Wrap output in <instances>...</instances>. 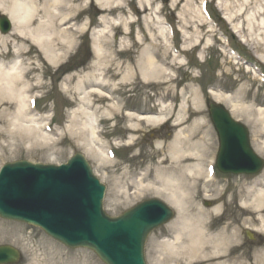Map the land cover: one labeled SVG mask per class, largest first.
<instances>
[{
    "label": "rangeland",
    "instance_id": "1",
    "mask_svg": "<svg viewBox=\"0 0 264 264\" xmlns=\"http://www.w3.org/2000/svg\"><path fill=\"white\" fill-rule=\"evenodd\" d=\"M46 1L52 12L62 5V0ZM205 1L211 20L203 17L200 11V6ZM94 2L95 0H85L76 9L85 10L76 24L69 29L70 34L75 31L71 37L74 44L55 65H50L43 53L29 40L19 38L14 33L8 36L9 46L5 52L0 45V58L3 57L1 52H4L6 63L11 64L18 59L16 68L19 74L26 76L23 78V86L28 91L26 99L28 96L38 98L37 109L43 115L39 119L40 125L52 118L54 128L58 129H63L68 113L75 103L61 88L62 83L66 82L71 87L77 77L86 73L102 74L109 82L102 91L110 93L114 102L107 99L97 100L94 95L91 97L94 102L90 105L89 112L93 113L98 122L96 130H100L105 136L96 137L103 152L97 154L90 150L86 153L85 143H81L76 137H70L62 130H58L57 135L56 130L48 133L51 142L42 147L36 145V149L28 148V143H22L15 148L11 136L4 135L0 136V165L21 159L39 163H61L75 151L82 152L97 177L106 186L102 203L105 212L116 216L146 198L156 197L165 201L150 190H143L138 196H134V191L142 173L155 167L157 161L168 153L173 137L179 130H184L188 135L185 143L187 145L201 136L205 139L204 133L209 128L213 143L212 155L202 156L199 160L204 168L207 162H215L217 135L203 103V98L213 100L210 91L229 96V101L218 102L230 111L231 104L251 109L250 115L233 112L232 116L248 128L254 150L256 140L260 143L264 141V125L256 120L262 119V114L258 112L264 109V82L252 72V67L249 68L229 55L225 43L228 38L237 52L249 60L250 64L261 67L264 73V63L259 61L264 52V0H168L166 3L162 0H150L149 6L144 3L142 7L138 5V0H112L99 13L92 11ZM5 3L7 6L33 9L41 6L43 0H5ZM41 14L35 15L36 21L45 20V17L38 18ZM228 15L235 16L232 23L226 21L225 17ZM101 21L107 22L106 28ZM165 22L173 29L172 42H169L171 47L157 32V26L165 25ZM83 24V28L78 30ZM234 25L240 26L239 32L246 41L241 42L233 31ZM98 28H104L105 31L100 37V58L95 54L97 45L93 38V32L98 31ZM45 32L52 35L53 30L45 29ZM150 33H153V38ZM149 45H155L156 50L162 54L168 48L164 59L157 58L165 66L166 72H160L156 79L143 81L138 64L143 61V50ZM173 46L176 48L175 52L172 51ZM80 50L83 54L77 55ZM66 71L69 72L66 74L68 78H64L66 76L63 73L59 74ZM194 91L197 92L199 109L204 116L198 134L189 132V112L186 113L189 117L186 122L182 121L178 126L172 125L180 104L185 101L187 106L191 105ZM8 104L10 103H0V110ZM109 105H115L116 109H111ZM161 105L169 107L174 115L167 121L166 127L162 123L138 121L135 127L128 128L130 122L136 121L128 118L126 111L137 114L142 111L157 113ZM10 118V115L3 118L0 116V130L6 125L5 119ZM127 132L130 138L122 139V135ZM108 146L116 149L118 158L115 160L105 156L104 151ZM258 154L264 159V154ZM50 157L53 158L52 161ZM263 172L264 167L258 174L253 175L222 174L217 171L213 181H208L202 173L197 180L198 185L201 189L208 185L206 188L213 193L206 197L202 190L193 195L194 203L199 207L206 210L218 207L219 210L206 220L207 223L214 224L213 233L226 225L229 231L237 233L233 234L232 241L226 244L225 249H228L231 257L244 251L247 264H257L264 255V215L254 222H244L250 216L239 215V209L245 205L236 194L242 186ZM125 188L126 196L121 192ZM174 210V218L148 236L144 249L147 264H153L157 257H174L166 249L167 246L165 247L166 242L172 241L175 236L171 226L178 214L176 208ZM245 230L255 234V238L248 239ZM0 244L12 245L20 251L21 258L16 264H53L54 261L48 257L58 254L64 259L72 258L81 263L104 264L89 249L68 248L45 235L39 228L2 218ZM239 261L240 259L236 260L234 264Z\"/></svg>",
    "mask_w": 264,
    "mask_h": 264
},
{
    "label": "bare ground",
    "instance_id": "2",
    "mask_svg": "<svg viewBox=\"0 0 264 264\" xmlns=\"http://www.w3.org/2000/svg\"><path fill=\"white\" fill-rule=\"evenodd\" d=\"M111 1L95 0V6L93 5L92 11L99 13L104 6L110 5ZM61 2L62 5H59L52 12L46 0H43V4L39 6L40 8L35 6L33 9L15 5L7 6L5 0H0V10L12 20L13 29L11 33H14L19 38L29 40L43 53L50 65H55L73 46L74 40L71 37L75 31L70 34L69 29L76 24L85 10L80 8L76 11L83 5L85 0H62ZM149 2L150 0H138V5L142 7L145 3L149 6ZM38 13H42L38 18L45 17V20L36 21L35 15ZM225 18L227 22L232 23L231 21L234 20L235 16L228 15ZM65 23L67 24L65 25ZM100 23H103L104 28H106V21H101ZM60 26L63 27L60 28ZM83 26L84 24L77 29L81 30ZM104 28H98V31L93 32L95 34V37H93L94 43L97 45L95 50L97 58H100V37L105 32ZM157 28L158 34L164 39V42H167L168 28L162 25L157 26ZM233 28L241 42L246 41L239 32L240 26L234 25ZM262 28H264V22ZM45 29L53 30L52 35L45 32ZM262 31L264 34V30ZM150 36L153 38V33H150ZM262 41H264V37ZM0 45L4 47L5 52L9 46V37L6 35L0 36ZM21 45L23 46L24 44L21 43ZM19 48L21 49V47ZM93 48L95 49V46ZM165 49L164 54L160 53V51L158 52L155 45H149L143 50L144 59L138 64L140 78L143 81L156 79L159 77L160 72H166L165 66L157 60V58H161V60L165 58L168 48ZM262 51H264V45ZM4 52H1L3 59ZM17 60L11 64H6L4 60L0 61V103H10L0 110V116L3 118L10 115L11 117L10 119H5L6 125L0 130V136H11L12 144L16 146L15 148L21 146L22 143H28V148L36 149V145L42 147L49 144L51 140L50 136L44 132V130H47L46 127L44 129L40 125L38 119L34 117L31 109L26 105L28 99V97L26 99V93L28 91L23 86V78L26 76L19 74L18 68H16ZM259 61L264 63V52ZM108 83V80L100 73H86L82 77H77L71 87L67 86L66 82L62 83L61 88L65 93L69 94L70 99L75 103L72 110L68 113V120L63 125V129L56 128V135L58 130H62L70 137H76L81 143H85L86 153L93 150V152L101 154L103 149L96 138L97 121L93 113L89 112V108L94 102L91 100L94 95L98 98L97 100L107 99L114 102L110 97V93L102 91V88ZM211 93L216 101H229V96L227 95L212 91ZM186 103L183 101L180 104L178 114L173 119L172 124L178 126L182 121L186 122L187 118L183 117V114L190 112L191 129L189 132L198 134L200 133L198 129H200L204 118L201 109H199L200 100L196 91L193 92L191 105L187 106ZM109 107L116 109L115 105H109ZM244 108L243 106L237 107L236 104H231V113L240 114L239 112H241L250 115L251 109ZM158 111L157 115L144 116L127 113L128 117L136 121L135 123L130 122L129 127H135L140 120L146 123L160 124L171 113V109L165 105H161ZM258 113L262 114V119L256 120L260 125H264V109ZM204 134L205 139L201 136L194 143L186 145L188 135L185 134L184 130L176 132L168 153L157 161L155 167L147 169L138 179L139 182L134 191V196L140 195L143 190H150L176 208L178 214L176 221L171 226L175 236L172 241L165 244V247L167 246L166 249L174 257H157L153 264H234L238 259H240L238 264H247V255L244 251L236 257H231V254H228V249H225L226 244L232 241L233 234L237 233L229 231L228 225L217 233H213L214 224L207 223L206 220L219 210L218 207L206 210L194 203V194H199L203 190L204 196L209 197L213 193L206 188L208 185L201 189L197 183L198 178L203 175L202 173L206 177L209 176L206 174V165L205 168L202 167V161L199 160L202 156L210 157L212 155L213 143L210 129L208 128ZM254 143L257 152L264 154V141L260 143L256 140ZM52 160L53 158L50 157V161ZM213 180L214 177L211 181ZM121 192L125 196L127 195L126 188ZM236 196L245 205L239 209V215L250 216L249 219H244V222L248 220L254 222L255 219L262 218V215H264V172L242 186ZM48 258L54 261L53 264H87L72 258L64 259L61 254ZM263 262L264 255L257 264H262Z\"/></svg>",
    "mask_w": 264,
    "mask_h": 264
},
{
    "label": "water",
    "instance_id": "3",
    "mask_svg": "<svg viewBox=\"0 0 264 264\" xmlns=\"http://www.w3.org/2000/svg\"><path fill=\"white\" fill-rule=\"evenodd\" d=\"M0 26L4 32L10 27L4 15ZM209 112L219 138L218 169L259 171L263 162L251 149L245 127L219 104L211 103ZM103 192L79 153L60 166L10 162L0 169V216L39 226L67 246L92 249L106 264H146L145 239L173 216L172 210L158 199H148L110 217L102 210ZM18 257L15 248L0 246V264L14 263Z\"/></svg>",
    "mask_w": 264,
    "mask_h": 264
},
{
    "label": "flooded vegetation",
    "instance_id": "4",
    "mask_svg": "<svg viewBox=\"0 0 264 264\" xmlns=\"http://www.w3.org/2000/svg\"><path fill=\"white\" fill-rule=\"evenodd\" d=\"M125 136H126V134H123V135H122V137H125Z\"/></svg>",
    "mask_w": 264,
    "mask_h": 264
}]
</instances>
